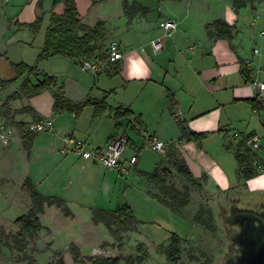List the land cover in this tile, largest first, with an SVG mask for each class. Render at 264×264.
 Listing matches in <instances>:
<instances>
[{"label": "crops", "instance_id": "1", "mask_svg": "<svg viewBox=\"0 0 264 264\" xmlns=\"http://www.w3.org/2000/svg\"><path fill=\"white\" fill-rule=\"evenodd\" d=\"M39 1L41 9H38ZM222 1L231 6L230 10L236 16L234 21H226L223 12L212 17L206 13L210 8L201 13L200 5L205 7L202 0H161L157 19L152 26L149 22L151 11L145 18L136 16L129 21L123 11V0H90L86 15H80L83 22L89 26L103 22L105 39L118 41L127 54L116 75L104 73L95 78L65 56H52L41 64H32L33 59L22 54L25 50H32L30 37L18 43L21 45L20 55L14 54L13 47L16 45L9 44L8 40L21 30L16 27V23L30 24L38 13H42L40 33L35 37L31 34L32 39L42 37L39 56L51 15H61L62 6L54 8V0H27L25 12L8 20L7 7L11 4L12 10L16 11L21 4L18 0H0V79L6 80L13 76L9 62L25 63L36 66L42 74L56 77L58 87L62 88L69 100L79 103L87 98L101 100L107 95L110 106V110L102 117L96 116L94 106L87 107L78 117L69 113L56 116L53 114L52 91L14 104L15 110L29 106L43 119H53L54 128L51 132L37 134L28 155L22 147L18 131L7 125L12 129V143L7 148L0 144V190L5 194L2 196L6 198L9 195L6 187H2L6 183L17 187L25 197L22 185L29 177L42 195L65 200L76 217L79 216L77 213L86 209L91 213L92 208L113 210L123 204L136 210L134 200L153 207L158 202L152 198L150 191H142L132 183L133 175H138L136 172L140 168L141 155L143 150L148 149L146 141L150 137H156L168 145H177L195 177L206 174L210 185L223 193L236 188L239 176L235 152L226 150L225 144L228 140L235 144L239 142V139H234L235 134L242 137L258 135L252 130L243 132L233 128L228 108L236 104L245 109L244 103H249L258 95L246 81L242 73L243 65L248 64L251 78L257 77L264 83V72L259 71L264 68V28L260 29L263 25L255 30L264 12L258 0L253 9L248 5L238 11L234 9L232 0ZM165 5L167 11L163 10ZM246 10H251L253 16L249 26L239 19L240 13ZM218 19L237 27L238 34L233 40L208 38L206 26ZM166 20L178 22V29L171 37H164L161 27ZM157 39H161L163 44L160 52H155L152 47V42ZM247 41L252 42V48L246 46ZM255 49L259 51L256 56L253 54ZM20 83L18 81L4 90L0 89V105L9 95L18 91ZM168 91L174 94L177 103L173 112L168 105ZM117 108L129 109L135 116H140L142 132H134L125 118L119 120V127L116 128L113 116ZM245 110L250 113L247 108ZM174 114L190 132L204 135L200 145L182 138ZM16 118L27 124L33 123L27 114H18ZM252 118L264 125V111L258 114L252 109ZM137 135H142L140 144L136 143ZM65 136L84 141L89 150H105L114 139L125 137L128 145L121 163L129 166L131 158L135 156L138 157L137 162L130 167L128 176H121L118 171L107 170L91 160H82L66 150L63 142ZM260 143L264 149L261 139ZM140 178H135L138 183L142 182ZM49 211L58 210L46 208L41 216L44 227H48L44 224V218ZM68 240L70 243L75 242L70 237ZM6 260L4 262L0 257V264H16L11 263L10 259Z\"/></svg>", "mask_w": 264, "mask_h": 264}, {"label": "trees", "instance_id": "2", "mask_svg": "<svg viewBox=\"0 0 264 264\" xmlns=\"http://www.w3.org/2000/svg\"><path fill=\"white\" fill-rule=\"evenodd\" d=\"M173 1L179 2L180 0ZM256 2L257 0H232L236 11L248 5L253 9ZM53 6L54 8L62 6L63 13L61 15L52 13L49 26L45 31L44 46L38 56V61L46 60L52 56H65L74 60L77 64L81 60L105 59L107 46L109 45H106L105 24L103 22H98L94 26L85 24L80 17L76 0H54ZM122 6L124 14L129 21H132L136 16L145 18L150 13L147 7L134 0H123ZM41 7V1H39L38 9H41ZM42 23L43 14L38 13L34 22L30 24L16 23V27L18 29L28 28L35 37L40 33ZM206 32L209 39L231 41L237 36L238 29L236 26L228 24L225 20L218 19L206 26ZM9 66L13 71V76L6 80L0 79V89L4 90L18 81H21V83L18 91L9 95L1 103L0 119H4L6 125H10L18 131L22 147L28 155L32 150L37 134L29 130L30 124L17 120L16 116L18 114H27L31 116L33 123L44 119L32 107L23 106L21 109L15 110L13 108L14 104L23 102L25 99H31L46 91H52L54 101L53 114L56 116L69 113L78 117L89 106L95 107L97 117H102L110 110V106L107 103V95L101 100L87 98L82 102L76 103L69 100L62 88L58 87L56 77L42 74L36 66H29L25 63L14 64L9 62ZM120 68L121 63H114L107 73L116 75ZM242 73L246 81L250 83V70L243 67ZM249 103L255 113L259 114L264 111V106L257 97L249 100ZM168 105L172 112L177 107L174 94L170 91H168ZM114 111L113 119L116 128L119 127V120L125 118L134 132H142L143 122L140 116H135L132 111L125 108H117ZM174 117L176 119L175 114ZM131 118L133 119L131 120ZM178 125L183 139L193 141L198 145L202 143L204 135L190 132L181 121L178 122ZM225 149L234 150L240 179L249 181L259 175L257 164L264 166V160L257 151L245 147L242 141L235 144L231 140L227 141ZM136 173L150 188L156 191L152 198L177 215H183V210L190 203L191 189H201L204 183L209 182V177L206 174L199 178L193 175L179 147L175 144L168 145L165 155L161 156L160 162L156 164L152 172L137 170ZM175 177L184 183L183 186L179 187L173 181ZM22 191L29 198V209L26 214L14 220L13 225L16 228L14 233L6 234L4 230L0 231V243L2 241L3 245L11 247L19 255L27 258L29 241L32 238H36L45 229L41 222V216L45 213L46 208L54 207L60 210L65 217L69 218H74L75 215L65 200L57 196L42 195L29 177L24 180ZM204 214H208V220L204 218ZM212 217L210 210L205 211L201 208L193 218V221L205 229L213 230L212 223H210L213 219ZM91 219L95 225L105 226L111 234L116 236L122 233L134 232L138 230V226L141 224L128 204L118 205L113 210L92 208ZM169 235L168 246L164 244L159 246L163 249L168 262L177 264L182 255L183 240L176 233L169 232ZM70 252L74 261L80 264H141L144 260L142 256L132 255L114 257L83 256L79 247L74 243L70 246ZM49 264H66V262L63 257H60L56 262H50Z\"/></svg>", "mask_w": 264, "mask_h": 264}, {"label": "rangeland", "instance_id": "3", "mask_svg": "<svg viewBox=\"0 0 264 264\" xmlns=\"http://www.w3.org/2000/svg\"><path fill=\"white\" fill-rule=\"evenodd\" d=\"M18 1L21 7L16 11L12 10L11 4L7 7L6 17L8 20H13L25 12L27 0ZM76 1L80 15H86L90 0ZM135 1L149 8L151 11L149 22L153 26L154 20L157 19L159 6L161 5L160 1ZM258 1L261 3V11L264 12V0ZM202 2L205 7L203 4L200 5L201 13L206 12L205 10L210 8L206 13L212 17L217 13L223 12L226 15V21L228 19L229 22L234 21L233 19L236 16L230 10L231 6L228 2L222 0H202ZM167 8V5L163 6L164 11H167ZM239 19L245 25H251L253 21L251 10L240 13ZM261 24L263 26L260 29H263L264 16H262L261 20L257 21L255 30ZM29 37L32 40L30 43L32 50H25L22 53L21 45L18 43ZM31 37L30 30L25 27L16 32L8 41L9 44L16 45L13 47L14 54L20 55L22 53L28 59H33L32 61L34 62L32 64H41L42 61H38V49L39 42L43 41L42 37L38 36L34 39ZM138 37H142V35H138ZM107 42L109 44L110 41ZM246 46L249 49L252 48V42L247 41ZM166 56L168 57V55ZM244 104L245 109L247 108L250 113H247L244 108L237 107L236 104H231L228 108V115L232 119L233 128L243 132L252 130L256 132L261 142L264 143V125L260 124L255 118H252L251 105L247 102ZM141 136H136L137 144H140ZM259 145L261 148V143ZM14 150L16 149L14 148ZM258 153H261L260 156L262 155L264 160V149L261 148V151L259 149ZM160 160V153L145 149L141 155L140 168L138 170L152 172ZM233 162L235 165V160ZM137 176L133 175L132 177V183L135 184L136 188L145 192L150 191L151 196L156 194L155 190L149 189L143 179L140 178L142 182L138 183L135 179ZM173 181L179 187L184 184L176 177ZM2 187H6L5 189L9 192V195L6 198L5 196L3 197L2 194L4 193L0 190V231L4 230L6 234H10L16 231L13 225L14 220L27 213L28 197L24 194L25 199L22 196L23 194L21 195L20 190L15 186L4 183ZM235 187L232 191L223 193L208 182L204 183L201 189H191L190 203L183 210V215H177L165 206L159 205V203H155V206L149 207L142 201L134 200L136 210L131 208L141 224L138 226V230L122 233L117 236L111 234L105 226L95 225L92 222L89 209L77 213L79 216H75L74 218L65 217L58 209V211H49L44 218V224L51 228L45 227L36 238H32L29 241L27 258L19 255L11 247L3 245L2 241L0 243V257L4 262L8 258L11 263L16 264H49L50 262H56L60 257H63L66 264H80L74 261L73 255L70 252L72 244L68 240V237H70L75 241L74 244L79 247L83 256L114 257L118 255H132L142 256L144 260L141 264H171L159 245L164 244L168 246L169 232H172L179 235L183 240L182 255L177 264H222L229 242L231 241L228 237L229 229L226 227L228 224L224 223L221 214L228 208L229 202L233 199H239L243 203L262 204L264 206V174H259L256 178L249 181L239 178ZM201 208L205 211H211L213 219L210 223H212L213 230L205 229L193 221V218ZM204 218L208 220V214H204Z\"/></svg>", "mask_w": 264, "mask_h": 264}, {"label": "built area", "instance_id": "4", "mask_svg": "<svg viewBox=\"0 0 264 264\" xmlns=\"http://www.w3.org/2000/svg\"><path fill=\"white\" fill-rule=\"evenodd\" d=\"M164 32V37H171L178 29L176 20H166L161 25ZM152 47L155 52H160L163 49L161 39L152 42ZM253 54L256 56L259 51L255 49ZM127 54L122 50L121 44L116 41H110L105 59L81 60L79 65L82 70L89 72L93 77L97 78L101 74L107 73L111 65L114 63H122L126 59ZM248 69V64L243 65ZM264 72V68L259 70ZM250 85L258 92L257 98L264 106V83L257 77L251 78ZM176 121L180 119L176 116ZM54 128L53 119H44L40 122L31 123L29 130L35 134L51 132ZM234 139L243 142L245 147L257 151L260 149V138L256 135H248L245 137L234 135ZM66 150L78 155L82 160H91L104 166L107 170L118 171L121 176H128L130 167L135 165L138 157L131 158L129 166L122 165L121 161L124 152L128 145V140L125 137L114 139L105 150H89L84 141L75 138L74 136H65L63 139ZM0 143L4 148H7L12 143V129L8 127L3 120L0 119ZM168 144L160 141L156 137H150L146 141V148L165 155ZM259 174H264V168L259 163L257 164Z\"/></svg>", "mask_w": 264, "mask_h": 264}, {"label": "water", "instance_id": "5", "mask_svg": "<svg viewBox=\"0 0 264 264\" xmlns=\"http://www.w3.org/2000/svg\"><path fill=\"white\" fill-rule=\"evenodd\" d=\"M221 218L232 227L222 264H264V206L233 199Z\"/></svg>", "mask_w": 264, "mask_h": 264}, {"label": "flooded vegetation", "instance_id": "6", "mask_svg": "<svg viewBox=\"0 0 264 264\" xmlns=\"http://www.w3.org/2000/svg\"><path fill=\"white\" fill-rule=\"evenodd\" d=\"M222 215V214H221ZM226 227L229 229V232L232 231V227L226 225ZM231 247V242H229V246H228V249ZM228 249H227V252H228Z\"/></svg>", "mask_w": 264, "mask_h": 264}]
</instances>
